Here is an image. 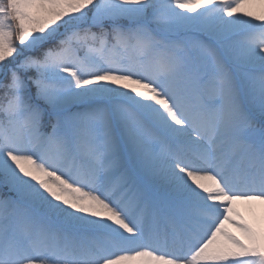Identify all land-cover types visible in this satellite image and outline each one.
I'll return each mask as SVG.
<instances>
[{"label":"snow or ice","instance_id":"snow-or-ice-1","mask_svg":"<svg viewBox=\"0 0 264 264\" xmlns=\"http://www.w3.org/2000/svg\"><path fill=\"white\" fill-rule=\"evenodd\" d=\"M0 264H264V0H0Z\"/></svg>","mask_w":264,"mask_h":264}]
</instances>
